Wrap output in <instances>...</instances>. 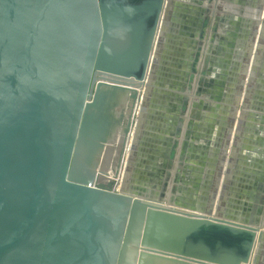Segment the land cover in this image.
Instances as JSON below:
<instances>
[{"label":"water","instance_id":"1","mask_svg":"<svg viewBox=\"0 0 264 264\" xmlns=\"http://www.w3.org/2000/svg\"><path fill=\"white\" fill-rule=\"evenodd\" d=\"M175 3L0 0V264H248L252 252L260 264L259 224L166 208L117 181ZM172 231L179 249L156 238Z\"/></svg>","mask_w":264,"mask_h":264},{"label":"crops","instance_id":"2","mask_svg":"<svg viewBox=\"0 0 264 264\" xmlns=\"http://www.w3.org/2000/svg\"><path fill=\"white\" fill-rule=\"evenodd\" d=\"M175 2L140 91L124 192L264 230V0Z\"/></svg>","mask_w":264,"mask_h":264},{"label":"rangeland","instance_id":"3","mask_svg":"<svg viewBox=\"0 0 264 264\" xmlns=\"http://www.w3.org/2000/svg\"><path fill=\"white\" fill-rule=\"evenodd\" d=\"M143 96V95H142ZM141 96V97H142ZM139 97H140V94H139V96H138V100H137V103L139 102V103H141V101H140V99H139ZM138 103V104H139ZM137 107H136V109H135V115H136V113H137ZM101 134H103L104 136H105V140L106 141H108V123H107V125H105V128H104V130L101 132ZM119 138V136H117L116 138H112V142L113 141H116L117 139ZM130 140H131V131H130V133H129V136H128V144H127V149H129L130 148V146H131V142H130ZM107 144H108V142H107ZM104 145H106V144H104ZM109 145H111V144H109ZM109 146L107 145V147L105 148V146L103 147L102 146V154H101V160H103V163L105 164L104 166H106L107 167V165H108V163H109V161L111 160V159H108V158H111L112 156H111V154H108L107 152H106V149L107 150H109ZM127 149H126V151H127ZM108 154V155H107ZM122 162H123V160H122ZM125 163V162H124ZM109 166V165H108ZM122 172H121V169H120V171H119V176H118V184L121 182V180H122ZM117 188H118V186H117ZM134 195H139V196H141L142 194H138V193H133ZM165 206V205H164ZM166 208H169V207H167L166 206ZM242 214V213H241ZM240 214V215H241ZM239 214H238V217L240 216ZM240 217H242V215L240 216ZM182 237H183V235H182V232H175V231H172V232H166V239L165 238H162V237H160V235H158V236H156V238H157V240L159 241V242H164V243H167L168 245H166V246H168V247H172L173 249L174 248H177V249H179L181 246H183L184 244L182 243V244H180V242H181V240H182ZM184 238V237H183ZM261 256V255H260ZM263 259H264V255H263V257L261 258V261L259 262L260 264H264V262H263ZM253 260V259H252ZM251 260V263L250 264H253V261Z\"/></svg>","mask_w":264,"mask_h":264},{"label":"bare ground","instance_id":"4","mask_svg":"<svg viewBox=\"0 0 264 264\" xmlns=\"http://www.w3.org/2000/svg\"><path fill=\"white\" fill-rule=\"evenodd\" d=\"M138 104V103H137ZM136 107H137V105H136ZM136 109V108H135ZM135 112L136 111H134V116H135ZM128 136H129V134H128ZM126 144V146H125V148L127 149V144H128V137L126 138V142H125ZM125 154V153H124ZM118 176H119V172H118ZM118 176H117V181H118ZM106 179V178H105ZM100 180H101V178H100ZM125 191V190H124Z\"/></svg>","mask_w":264,"mask_h":264}]
</instances>
